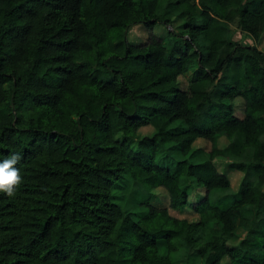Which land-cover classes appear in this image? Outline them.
Returning <instances> with one entry per match:
<instances>
[{"label": "trees", "instance_id": "obj_1", "mask_svg": "<svg viewBox=\"0 0 264 264\" xmlns=\"http://www.w3.org/2000/svg\"><path fill=\"white\" fill-rule=\"evenodd\" d=\"M173 21L166 47L152 29ZM231 23L258 42L264 0H0V163L18 155L22 178L0 192V264H264V54ZM215 159L242 178L210 199L230 186ZM125 181L144 192L138 218L116 195ZM184 208L197 220L168 214Z\"/></svg>", "mask_w": 264, "mask_h": 264}, {"label": "rangeland", "instance_id": "obj_2", "mask_svg": "<svg viewBox=\"0 0 264 264\" xmlns=\"http://www.w3.org/2000/svg\"><path fill=\"white\" fill-rule=\"evenodd\" d=\"M180 21H176L171 24L170 27L163 26L161 24H157L153 27L152 29V34L155 37H159L163 40V43L166 47L170 46L172 43L173 37L167 36V32L169 30H172L175 33H178L180 31ZM229 28V36L233 42L240 43L243 46H254L257 50L262 52L264 54V34H262L261 38L259 39L258 42H253V40L246 34L242 33L239 31L234 23H231L228 25ZM127 41L132 44V45H138L142 43L145 40L146 33L145 31L140 27V26H135L132 27L128 32H127ZM172 38V39H171ZM191 74V71H188L185 73L184 76L178 78L177 85L179 89H185L187 86V82L189 79V76ZM242 101L240 99H236L233 101V115L236 116L237 118L242 117ZM177 126V125H173ZM184 128V125H181L180 129ZM179 129V130H180ZM153 133V129L151 127H143L140 128L138 131V137L141 138L143 136H149ZM260 141L264 145V137L260 138ZM226 145V141L224 139H220L217 142V147L222 148L223 146ZM194 148L201 149L203 151H208L210 148V145L207 142H204L202 140H196L193 143ZM170 155L173 156L175 159H180L181 156L174 152V151H169L168 152ZM201 159H203V154H193L191 157V160L193 162H198ZM214 165L218 172H223L226 173L230 182V186L228 190L225 191H217L214 193L210 194V199H213L215 195L218 194H228L235 192L238 189L239 182L242 178V174L239 172H228L224 162L220 159H215L214 160ZM264 189V187H263ZM138 189L136 187H132L131 183L129 181H125L124 185L121 190L116 192V195L119 199V202L121 204V207L124 211L134 213V215H131L132 218H138L140 214L144 213L145 210L139 205V202L142 201V197L144 196L143 191L137 192ZM137 192L138 194L135 195L134 193ZM203 195L202 189H194L189 191L187 200L190 203H196L198 202ZM150 204L155 207V208H167V196L161 189H156L151 192V197L149 200ZM168 214L176 219L179 220H186L187 222H193L197 220V215L193 214L189 209L184 208L179 211H172L168 209ZM243 214L250 218L252 217V211L250 208H244L243 209ZM239 236L242 238L243 237V230H238ZM236 239L238 238H233L231 241H228L229 246H234L236 243ZM175 262L176 264H183V262H180V258L178 256H175ZM189 264H201L198 260L191 261ZM219 264H230L229 260L227 258H223L222 261Z\"/></svg>", "mask_w": 264, "mask_h": 264}, {"label": "clouds", "instance_id": "obj_3", "mask_svg": "<svg viewBox=\"0 0 264 264\" xmlns=\"http://www.w3.org/2000/svg\"><path fill=\"white\" fill-rule=\"evenodd\" d=\"M18 160L19 156L13 155L0 163V192L5 193L9 197L15 195L16 190L22 183L19 170L15 167Z\"/></svg>", "mask_w": 264, "mask_h": 264}]
</instances>
